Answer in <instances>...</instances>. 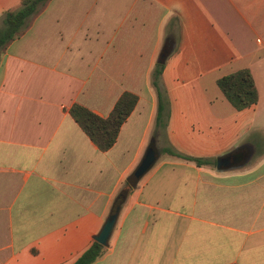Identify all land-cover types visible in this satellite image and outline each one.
<instances>
[{"label":"crops","instance_id":"obj_1","mask_svg":"<svg viewBox=\"0 0 264 264\" xmlns=\"http://www.w3.org/2000/svg\"><path fill=\"white\" fill-rule=\"evenodd\" d=\"M22 1L0 0V19ZM242 69L259 101L238 111L218 80ZM127 92L137 105L102 152L70 111L107 118ZM151 144L157 162L93 264H264V0L42 6L0 55V264H74ZM242 149L247 161L218 171Z\"/></svg>","mask_w":264,"mask_h":264},{"label":"trees","instance_id":"obj_2","mask_svg":"<svg viewBox=\"0 0 264 264\" xmlns=\"http://www.w3.org/2000/svg\"><path fill=\"white\" fill-rule=\"evenodd\" d=\"M50 1L51 0H23L17 9L8 10L4 13L3 17L0 19V55L5 52L13 41L23 34L31 18L39 12L42 6ZM162 72L163 66H159L154 72L152 82L158 95V125L164 122L166 110L164 94L159 86ZM218 86L226 99L238 111L251 108L259 101V93L253 75L249 69H242L220 78L218 80ZM137 102L138 97L133 93L127 92L120 97L113 111L107 118H102L79 104H75L70 113L83 132L99 150L107 152L116 144L122 126L133 113ZM152 147H154V144H151V148ZM162 153L193 161L197 165L210 163L206 160L178 154L171 148L162 150ZM130 180L131 177L127 181L126 189H133ZM104 251L105 248L95 241L89 250H87L74 264H93L103 255Z\"/></svg>","mask_w":264,"mask_h":264},{"label":"water","instance_id":"obj_3","mask_svg":"<svg viewBox=\"0 0 264 264\" xmlns=\"http://www.w3.org/2000/svg\"><path fill=\"white\" fill-rule=\"evenodd\" d=\"M243 161V155L238 152L228 154L217 159V169L220 172H224ZM157 162V154L153 148H150L143 161L136 169V171L131 176L132 187L135 188L137 183L151 170V168ZM131 189L124 190L116 199L115 204L110 212L109 217L107 218L101 232L96 236L95 240L102 245L107 247L110 241V238L115 229L121 207L128 196Z\"/></svg>","mask_w":264,"mask_h":264},{"label":"flooded vegetation","instance_id":"obj_4","mask_svg":"<svg viewBox=\"0 0 264 264\" xmlns=\"http://www.w3.org/2000/svg\"><path fill=\"white\" fill-rule=\"evenodd\" d=\"M238 153H241L243 155V161L241 162L243 163L249 159L251 152L248 149H242Z\"/></svg>","mask_w":264,"mask_h":264}]
</instances>
